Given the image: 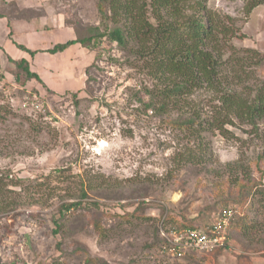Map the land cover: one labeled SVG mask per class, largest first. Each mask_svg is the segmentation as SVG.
<instances>
[{"label":"rangeland","instance_id":"1","mask_svg":"<svg viewBox=\"0 0 264 264\" xmlns=\"http://www.w3.org/2000/svg\"><path fill=\"white\" fill-rule=\"evenodd\" d=\"M248 2L207 5L238 29L233 48L223 51L222 75L231 89L252 97L248 88L264 78V3L248 11ZM20 14L51 18L46 37L58 32L61 40L76 37L75 27L108 32L114 25L98 0H41ZM51 48L31 49L40 79L28 81H17L15 59L0 49V172L9 174L7 191L19 192L1 200L18 199L16 208L0 212V264H85L88 256L99 264H264V118L258 127L228 117L224 128L202 129L205 121L228 119L219 115L218 94L202 88L187 108L201 116L195 130L175 125L146 110L140 99L147 100L145 86L153 80L132 65L127 49L104 37L72 61V52L53 57ZM190 150L199 163L178 166V155L184 163ZM16 178L24 180L15 185ZM239 181L254 184L244 202ZM84 188L88 196L81 198ZM79 200L55 233L58 206ZM229 206L239 213L220 252L177 258L165 251L171 215L205 227Z\"/></svg>","mask_w":264,"mask_h":264},{"label":"trees","instance_id":"2","mask_svg":"<svg viewBox=\"0 0 264 264\" xmlns=\"http://www.w3.org/2000/svg\"><path fill=\"white\" fill-rule=\"evenodd\" d=\"M207 2L208 0H98L101 13L105 18L111 19L113 27L108 32L101 31L98 27H86L84 31V28L80 31V28L75 27V39L56 44L49 51L51 53L63 51L74 43L92 48L100 45L102 38L107 37L111 42L131 52L135 56L133 60H136L132 65L140 66L139 68L152 78L153 86H145L147 100L140 99L147 111L154 109L156 114L170 118L172 124L194 129V124L200 120L201 116L198 112L190 115L187 113L189 112L187 108L191 105L189 97L194 90L207 88L218 94L219 115L223 114L226 118H238L258 127V121L264 118V78L257 82L254 88L247 87L255 92L252 97L250 95L245 97L244 93L230 88L227 79L222 75L223 51L232 46L231 40L238 34V29L232 17L226 16L228 22L219 18L208 7ZM260 3H264V0H249L248 11ZM222 42H224L223 46ZM19 47L35 55V51L28 50L23 45ZM255 53L259 52L255 51ZM138 61H142V65H137ZM13 62L16 67L17 81L24 77L26 81L40 79L39 75L32 71L27 59L22 58ZM235 78L239 82L242 81L239 76ZM174 111L184 113L172 119L171 112ZM231 122L229 118L222 124L205 121L207 125L202 129L210 127L220 129ZM178 156V166L188 162L199 163L195 161L197 153L193 150L188 152L184 163L182 160L179 161L182 158L181 155ZM8 176L9 174L4 175L0 172V212L16 208L18 200L14 199L5 203L1 201L5 192H17L7 191V186L11 182ZM16 180L15 185H20L24 179L16 178ZM237 186L239 191H246V197L242 201L237 200L244 202L250 196L247 189L252 190L254 184L251 186L239 181ZM87 196L84 188L81 198ZM80 205L79 200L64 201L58 206L57 213L53 217L57 227L54 230L55 233L60 232L62 220L67 213ZM166 220L172 222L171 228L174 229L201 228L194 224V220L184 216L177 218L171 215ZM230 225L227 229L229 239ZM95 229H100L99 222L95 223ZM221 249L223 248H217L212 253L220 252ZM100 262L104 261L88 256L85 264Z\"/></svg>","mask_w":264,"mask_h":264},{"label":"crops","instance_id":"3","mask_svg":"<svg viewBox=\"0 0 264 264\" xmlns=\"http://www.w3.org/2000/svg\"><path fill=\"white\" fill-rule=\"evenodd\" d=\"M24 1L25 0H0V49L3 50L4 48L5 51L15 60L25 58L30 62V64H32L31 54L28 51L21 49L19 45L25 46L28 50H33L37 48V46L47 49L53 47L56 44H60V42L65 43V41L67 42L76 38L73 35L69 40L66 38L61 40L59 33L56 32L58 31V28L55 31V34L50 35V37H46V32L50 34V29L53 28L51 25L53 20L51 18L43 21L39 16L38 18L35 16L25 17L24 15L20 14L21 11L34 8L37 6V2L40 3L41 0H27L28 2L26 5L24 4ZM6 7L12 8V10L15 12L10 13L6 11ZM55 22L57 21L55 20ZM83 48L84 47L80 43H74L65 50L54 53L52 56L56 57L60 56L61 54L72 52L69 55L73 61L75 54H83L81 50ZM75 50L76 52L74 53ZM53 71L55 74H58L59 69L54 68ZM72 73L74 74L73 71ZM75 77L76 75L72 77L73 79L71 80V85L76 83ZM54 80L50 79L51 84L54 86H59V84H55Z\"/></svg>","mask_w":264,"mask_h":264},{"label":"built area","instance_id":"4","mask_svg":"<svg viewBox=\"0 0 264 264\" xmlns=\"http://www.w3.org/2000/svg\"><path fill=\"white\" fill-rule=\"evenodd\" d=\"M237 206L221 209L212 224L201 228H169L163 232L164 249L173 257L181 258L188 253H210L229 243L227 229L237 214Z\"/></svg>","mask_w":264,"mask_h":264}]
</instances>
